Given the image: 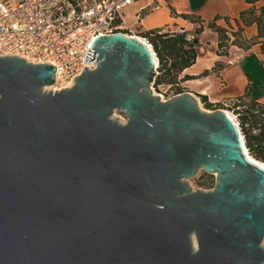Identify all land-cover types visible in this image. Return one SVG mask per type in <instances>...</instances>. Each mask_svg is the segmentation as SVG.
Masks as SVG:
<instances>
[{
    "label": "water",
    "instance_id": "1",
    "mask_svg": "<svg viewBox=\"0 0 264 264\" xmlns=\"http://www.w3.org/2000/svg\"><path fill=\"white\" fill-rule=\"evenodd\" d=\"M92 49L57 93L54 67L0 57V264H264V163L237 120L154 95L137 37ZM200 170L212 191L187 183Z\"/></svg>",
    "mask_w": 264,
    "mask_h": 264
},
{
    "label": "crops",
    "instance_id": "2",
    "mask_svg": "<svg viewBox=\"0 0 264 264\" xmlns=\"http://www.w3.org/2000/svg\"><path fill=\"white\" fill-rule=\"evenodd\" d=\"M263 5L260 0L254 4L247 0H134L123 12V27L128 36L144 39L139 28L174 36L196 35V30L203 26L202 33L196 35V62L179 75L181 92L197 99L206 98L213 108L229 112L237 103L243 109L250 103L264 106V86L256 90L257 78L250 70L252 65L264 70V40L259 38L256 24L245 26L241 20L243 12L259 10ZM239 28L240 44L222 53L217 31L233 35ZM208 36L214 39L211 49L203 42Z\"/></svg>",
    "mask_w": 264,
    "mask_h": 264
},
{
    "label": "built area",
    "instance_id": "3",
    "mask_svg": "<svg viewBox=\"0 0 264 264\" xmlns=\"http://www.w3.org/2000/svg\"><path fill=\"white\" fill-rule=\"evenodd\" d=\"M133 2L0 0V57H16L32 65H50L56 69L53 93L70 90L75 86L74 79L85 69L97 68L96 61L84 63L89 50L94 52L92 46L96 39L115 34L128 36L122 16ZM226 36L230 38L228 47L233 46L232 35L228 32ZM194 39L192 35L187 36L190 42ZM141 40L149 45L146 39ZM219 50L224 53L227 47ZM158 69L157 59L155 71L159 75ZM235 119L238 122L237 115Z\"/></svg>",
    "mask_w": 264,
    "mask_h": 264
},
{
    "label": "trees",
    "instance_id": "4",
    "mask_svg": "<svg viewBox=\"0 0 264 264\" xmlns=\"http://www.w3.org/2000/svg\"><path fill=\"white\" fill-rule=\"evenodd\" d=\"M259 0H247L249 3H256ZM263 1L264 0H260ZM241 20L245 26H251L256 24L258 26L259 38L264 40V5L257 10L256 8L249 9L241 14ZM212 27V26H211ZM203 26L196 30V35L201 34ZM241 28L237 33H234L235 39L233 45L240 44L239 38L241 34ZM220 40L219 48L227 47V41L230 38L226 36V32L221 30L217 31ZM192 35L188 33H181L171 36L169 34H161L159 31H155L150 34V37H144L149 45L152 46L153 51L159 61V75L156 77L154 86L159 87L167 82L169 84L175 83L179 75L185 70L193 66L197 59V50L195 40L190 42L187 40V36ZM152 37V38H151ZM151 38V39H150ZM189 77H185L184 80H188ZM179 94H182L180 92ZM238 102L242 99H238ZM203 103L206 107H212L208 103L207 99H203ZM241 103L234 105L237 112L238 122L242 135L245 139V145L249 154L257 161L264 163V106L257 103H250L245 111H241ZM239 108V109H237ZM234 111V112H235ZM204 186L213 189L215 183H204Z\"/></svg>",
    "mask_w": 264,
    "mask_h": 264
},
{
    "label": "rangeland",
    "instance_id": "5",
    "mask_svg": "<svg viewBox=\"0 0 264 264\" xmlns=\"http://www.w3.org/2000/svg\"><path fill=\"white\" fill-rule=\"evenodd\" d=\"M138 31L142 32L141 35L143 38L145 36L148 38V37H150L151 33H154L157 30H152L150 28H148L147 30L145 28H139ZM232 34L234 35V33H232ZM233 35H232V37H233ZM192 36L196 37L195 34H193ZM233 39L235 40L238 38L233 37ZM203 42L207 48L210 47V49H211V47L214 46V44H213L214 39L211 36L206 37ZM229 49H230V47H228L227 50L224 51V53L228 52ZM249 63L251 66L252 65L251 62H249ZM250 70H251L252 74L257 78L256 90L260 91L261 90L260 87L264 86V70H262L261 66H258V67L254 66L253 67V65H252ZM166 80H167V82H165L163 85H160L159 87H156V86L153 87L152 91H153L154 95L160 96L163 100H168L169 98H171L173 96L180 95L179 93L182 91L181 90L182 86L180 84L179 77H178V79H176L175 83H173V84L168 83V80H170V78L167 77ZM43 91H44V89H43ZM199 106H200L201 111H203V112H209L210 113V112L217 110L213 107H206L205 104L203 103L202 99H199ZM234 109H235V107L232 106V108H230L228 110H229V112H231L235 116L238 111H235ZM240 110L245 111V109H243V108H241ZM232 111L233 112L235 111V112L233 113ZM111 119L114 121H117L121 124L127 123L126 115L123 112L118 111V110L114 111ZM187 183L193 189V191H197L200 189V190H203L205 192H208V191H212L214 188L210 189L209 187L204 186V183H215V177L207 174L206 172H204L202 170H200L195 177L187 180ZM263 246H264V240H263Z\"/></svg>",
    "mask_w": 264,
    "mask_h": 264
},
{
    "label": "bare ground",
    "instance_id": "6",
    "mask_svg": "<svg viewBox=\"0 0 264 264\" xmlns=\"http://www.w3.org/2000/svg\"><path fill=\"white\" fill-rule=\"evenodd\" d=\"M44 92H53V87L51 86V87H46V88H44ZM228 114L233 118V119H235V116H234V114H232L231 112H228ZM236 123H237V121H236ZM238 125V124H237ZM241 138H242V141H243V145H244V149H245V152L247 153V155L251 158V159H253V157L249 154V152H248V150H247V148H246V145H245V139H244V137H243V135L241 134Z\"/></svg>",
    "mask_w": 264,
    "mask_h": 264
}]
</instances>
